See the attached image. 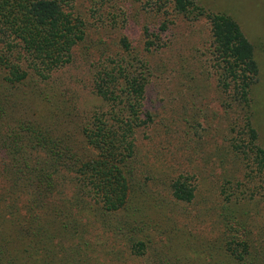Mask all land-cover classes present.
<instances>
[{
  "label": "trees",
  "instance_id": "16d2710c",
  "mask_svg": "<svg viewBox=\"0 0 264 264\" xmlns=\"http://www.w3.org/2000/svg\"><path fill=\"white\" fill-rule=\"evenodd\" d=\"M142 1L156 12L209 21L224 102L238 105L242 115L227 155L247 168L244 175L218 183L228 201L203 207L191 201L196 186L187 173L171 178L174 201L160 193L154 201H134L136 193L146 198L157 180L138 159L136 143L152 121L145 108L152 60L135 55L126 37L118 51L83 43L86 24L74 0H0V264H133L140 258L144 264H264V236L258 242L250 235L251 214L236 193L246 176L249 193H259L264 181V148L251 121L250 90L259 72L254 46L233 16L198 0ZM97 5L103 2L93 11L103 13L106 4ZM145 33L146 49L156 48L160 37H150L148 27ZM75 54L95 59L91 87L106 106L86 121L74 112L31 111L29 91L48 98L38 86L54 83L52 74ZM24 85L38 88L27 92ZM262 207L254 204L258 212ZM200 216L210 219L214 234L195 223Z\"/></svg>",
  "mask_w": 264,
  "mask_h": 264
},
{
  "label": "rangeland",
  "instance_id": "374dc122",
  "mask_svg": "<svg viewBox=\"0 0 264 264\" xmlns=\"http://www.w3.org/2000/svg\"><path fill=\"white\" fill-rule=\"evenodd\" d=\"M74 1L76 13L86 24L83 43H99L100 47L105 44L112 51H118L119 40L126 37L130 46L133 45L131 51L135 55L150 58L153 62L145 98V108L151 111L152 121L137 133L136 143L138 159L150 165L157 180L147 186L146 198L144 192L143 197L136 193L133 200L154 201L160 193L164 195L163 201H174L169 190L171 178L187 173L189 181L196 186L191 201H199L202 207L204 201H207L205 205L212 201H228L220 194L218 183L232 184L228 182V176L241 178L247 169L241 162L239 164V159L237 163L235 159L229 160L231 156L226 150L231 148L235 134L236 125L233 124L241 123L242 115L238 105L228 106L224 102L226 98L218 82V67L211 54L209 21L201 16L193 19L172 9L165 13L156 12L142 0H100L106 4L103 13L93 11L98 0ZM198 2L212 11L221 10L233 16L254 46L259 72L250 90L251 121L258 132V142L264 148V0ZM145 27L150 31V37L156 39L154 34L160 37V40L156 39L159 43L156 48L146 49L148 35ZM75 55L72 63L52 74L54 83L38 86L46 91L48 98L37 97L29 91L31 111L56 116L74 112L86 121L95 111L106 106L91 87L96 67L91 61L94 58ZM24 86L27 92L38 88ZM223 164H226L225 169ZM249 179L248 176L244 178V184L236 187V193L248 215L251 214L250 217L247 215L250 235L262 242L258 238L264 236V181L259 193H249L246 187ZM258 202L263 206L259 212L254 208ZM182 203L189 204L187 201ZM199 205L197 202L193 204L195 208ZM209 221L204 216L195 219V223L206 226L211 232ZM165 232L159 233L164 239ZM214 233L215 230L211 232ZM140 260L142 258L134 259L133 264H144Z\"/></svg>",
  "mask_w": 264,
  "mask_h": 264
}]
</instances>
